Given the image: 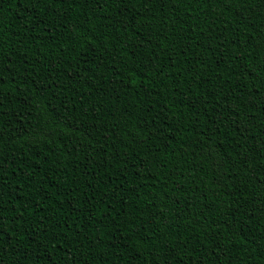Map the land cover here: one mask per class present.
Instances as JSON below:
<instances>
[{
    "label": "trees",
    "instance_id": "1",
    "mask_svg": "<svg viewBox=\"0 0 264 264\" xmlns=\"http://www.w3.org/2000/svg\"><path fill=\"white\" fill-rule=\"evenodd\" d=\"M0 264H264V0H0Z\"/></svg>",
    "mask_w": 264,
    "mask_h": 264
}]
</instances>
